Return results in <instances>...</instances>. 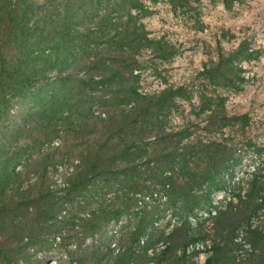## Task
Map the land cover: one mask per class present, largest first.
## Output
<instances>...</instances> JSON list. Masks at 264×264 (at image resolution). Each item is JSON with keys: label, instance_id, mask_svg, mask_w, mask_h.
Wrapping results in <instances>:
<instances>
[{"label": "trees", "instance_id": "16d2710c", "mask_svg": "<svg viewBox=\"0 0 264 264\" xmlns=\"http://www.w3.org/2000/svg\"><path fill=\"white\" fill-rule=\"evenodd\" d=\"M167 1L174 11L177 7L190 5V0ZM224 2L227 4V0ZM143 8L141 0H0V264H27L29 258L27 255L19 256V253H14L8 248V230L10 224H14L11 217L21 218L23 221L33 218L35 222L55 219L58 214L55 209V194L58 191L64 190L65 198L69 199L71 196H77L78 188H85L87 182L93 179H101L114 171L136 168L142 162L148 164L157 157L149 152L154 149V144H166L167 147L162 149L163 152L158 156L172 162L180 159L178 164H183L192 153H201L211 160L217 159L216 155H211V145L216 143L204 142L199 138L191 141L193 133L189 126L168 131L155 139L140 136L127 138L126 133L132 132L131 126L136 127L140 120H154V108L159 109L155 114L157 117L166 103L172 106L175 104L172 101L173 96L183 90L167 87L159 93L142 95L137 91V86H130L120 76L122 70L117 64L118 60L125 61L122 53L127 50L135 53L137 47L144 43L143 40H149L144 31L129 26L130 20L125 25L127 27H120L112 20L111 14L118 13L117 10L120 9ZM100 9L106 10L99 15ZM96 17L99 21L95 20ZM102 44L106 48L109 47L105 48L108 54L110 47L120 51L116 58L108 57L110 63L100 58V51L97 49ZM158 45L159 50L163 49L161 42H158ZM85 56H89L87 62L82 61ZM94 56L96 58L92 59ZM70 57H73L72 60H69ZM160 57L167 58L164 55ZM217 59L211 66L203 65L198 74L214 80V73L222 71V65L227 61L222 52L218 53ZM233 66L227 67L228 72ZM223 76L225 78H222V81L228 83L230 89L239 93L245 91L242 89L243 85L238 84L239 81L244 82L243 77L237 75L236 80L229 79L225 72ZM54 85L58 86L63 95L87 89L91 92L127 94L135 102L129 109H108L104 115L91 112L87 116L90 124H82L84 119L77 121L81 131L87 127L94 128L98 123L103 124L108 139L115 142L98 147L94 153L89 149L81 152L84 159L77 175L82 177H70L67 186L57 190L50 185L47 174L53 155L49 158L45 155L37 160L33 155L40 152L42 145L62 130L57 120L52 119L58 113L53 109L49 112L43 109L47 103H58L60 107L67 102L64 96L58 97V91L55 89L47 95L48 100H44L40 91ZM203 97L200 100L202 108L212 111L211 98L223 99V92L216 88L209 97ZM28 98L33 99L34 105L26 110L27 121L23 123L21 130H9L6 123L13 113L15 102ZM67 104L76 107L86 118L85 105L75 101L65 103ZM219 104H222L221 101ZM209 115L211 117V114ZM230 120H235V117L223 113L219 128L223 130ZM73 121L67 118L68 123L72 124ZM67 129L73 130V126ZM13 137L24 138L22 142H13L17 143L19 149L10 148ZM29 137L30 140L26 141ZM140 151L147 154L149 152L151 156L145 161H142V157L133 160L135 153ZM227 163V159L222 161L218 170L226 167ZM35 164L39 166L38 170L33 169ZM19 166L28 172L34 170L30 180L36 181L29 180L23 184L22 171L17 170ZM180 168L185 171L182 165ZM203 179H206L213 190H227L226 184L217 180L216 173H208ZM193 183L196 185L198 182L195 180ZM262 187L263 181L258 176L254 177L245 198H240L236 211L229 209L220 213L214 219L210 231L200 229L197 233L191 228L186 216L191 214L195 207L208 203L211 190L203 191L198 196L189 183L180 185L179 181L173 180L168 193L169 201L181 202L182 212L186 213H180L181 223L174 225L170 230L159 228L154 225L162 216L158 214V209L140 210L141 214L136 211L137 220L120 230L115 238L116 244L101 234L99 236L102 227L109 221H117L135 204L133 195L127 197L131 191L135 193L148 187H128L126 191L123 190L124 197L119 199L120 204H115L114 199L109 203L100 201L95 205L85 201L83 206H78L82 209L81 212H86V216L80 217L69 210L72 212L71 217L67 220L66 231L61 235L65 241L73 239L77 242L73 247L69 246L70 242L62 243L67 264H196L193 259L200 251L194 250L187 254L186 249L190 243L206 237H211L213 242L211 253L203 264H243L238 255V244L234 241L235 232L256 208V199L262 197L264 202ZM23 208L31 209L19 216L18 211ZM79 233L81 235L78 236ZM95 235L99 237H92L89 242L84 243V238ZM36 237L37 234H34L25 244L31 246L39 243ZM23 238L24 236L21 241ZM246 241L252 249L247 252L249 262L264 264V230L248 227ZM158 243H162L163 247L158 248Z\"/></svg>", "mask_w": 264, "mask_h": 264}, {"label": "rangeland", "instance_id": "374dc122", "mask_svg": "<svg viewBox=\"0 0 264 264\" xmlns=\"http://www.w3.org/2000/svg\"><path fill=\"white\" fill-rule=\"evenodd\" d=\"M144 8L141 10H117L112 12L111 18L120 27L129 23L130 27H137L146 33L149 41H142V46L137 47V52L127 50L122 55L125 61L119 62L117 67L121 71L123 81L130 86L136 87L137 91L144 95L147 93H159L167 87L182 88L183 90L173 96L174 105L165 104L161 112L155 116L159 109L154 108V120H140L135 126H131V133H126L127 138L144 137L155 139L168 131L189 126L192 129L191 141L199 138L204 142H215L211 145V155H216L217 159H209L201 153H192L186 159H176L174 162L164 157L158 156L166 144H154L153 161L142 164L136 168L125 171H114V173L104 175L101 179H93L87 182L85 188H78L77 196L65 198L64 190L55 194L57 216L48 222H35L32 218L26 220L11 217L14 224H10L8 233V248L14 253L27 255V264H67V259L62 246L70 242L73 247L77 242L73 239L63 240L61 235L66 231L68 218L71 213L80 217H85L86 212L78 205L83 206L85 201L95 205L102 201L109 203L114 199L115 204H120L123 198V190L128 187L148 189L129 193L133 195L135 204L131 205L128 212L124 213L117 221H109L102 227L100 234L116 244L115 238L120 230L126 228L130 223L137 220L136 211L158 209V214L162 215L154 225L159 228L170 230L174 225L180 224L182 218V204L176 201L172 203L168 195L173 180L179 181L180 185L189 183L194 193L200 196L203 191L211 190L208 203L201 207H195L191 214H187L186 219L194 232L210 227L214 219L222 212L229 209L236 211L240 198L244 199L254 177L263 181L264 190V0H190V5H186L172 10V5L167 0H141ZM99 15L106 9H100ZM98 20V17L95 20ZM127 27V26H125ZM141 42V41H140ZM158 42H161L163 49L159 50ZM106 47L99 45L100 58L102 61L110 63L108 57L116 58L119 55L117 48L110 47L108 54ZM108 51V52H109ZM223 53L227 61L222 65V71L214 73V80L208 76H201L198 72L203 65L211 66L216 62L218 53ZM164 55L167 58H161ZM70 57L69 60H72ZM94 56L92 59H95ZM89 56L82 57L83 62H87ZM112 59V58H111ZM233 68L228 72L227 67ZM223 72L227 78L236 80V76L243 77L245 91L239 93L230 89L228 83H224ZM54 85L46 90H41L44 100H48L47 95L51 90L58 91V97H63L67 102L75 101L86 106L84 115L70 105L58 103H47L43 109L48 111L53 109L56 114L52 117L57 120L58 126L62 129L53 136V139L42 145L40 152L34 155L35 160L48 156L51 163L48 165L47 174L49 182L55 190L67 186L69 178L78 176V170L83 163V155L80 153L89 149L94 153L95 149L105 144L114 143L109 140L104 130V125L98 123L94 128L87 127L80 130L79 120L90 124L87 117L91 112L94 114L104 112L108 109H129L135 104L133 98L127 94H114L110 92H91L81 89L63 95L62 91ZM223 92V99L212 97L211 110L202 108L200 100L203 96L209 97L215 89ZM42 95V94H41ZM33 99H23L16 101L6 123V127L11 130H21L23 123L27 121L26 110L34 105ZM221 101V105L219 102ZM171 102V101H170ZM169 103V102H168ZM225 113L235 120L228 121L223 130L220 127L221 116ZM211 114V117L210 115ZM50 116L51 114L48 113ZM67 118L74 121L67 122ZM119 118V116H118ZM76 123V124H75ZM81 124V125H82ZM73 126V130L67 128ZM88 129H91L88 131ZM12 131H10L11 133ZM40 135V132H39ZM24 138L13 137L10 148L19 149L17 143ZM30 140V137L26 141ZM146 149V147L144 148ZM210 149V148H209ZM214 150L215 154H214ZM136 152L133 160L142 157V161L148 159L151 154ZM227 159L226 167L221 170L222 161ZM181 165L184 170H182ZM34 170L39 166L35 164ZM216 169L218 171H216ZM22 171V183L26 184L33 177V171L28 172L23 167H17ZM187 171V172H186ZM216 173L217 180L226 184L227 190L223 191V198H212L215 192L209 187L206 179L208 173ZM182 174V175H181ZM158 175V177H156ZM160 179V181H159ZM198 183L194 185L193 181ZM30 181H36L35 179ZM239 196H238V195ZM67 197V196H66ZM64 198V199H63ZM66 199V200H65ZM174 200H176L174 198ZM213 201L215 203L213 204ZM202 202V201H201ZM256 208L253 209L247 221L240 225L236 232L234 241L238 244V255L243 264L249 262L251 246L246 241V227L253 222L256 226L253 229L264 230V202L257 198ZM214 206L217 214L212 217L199 218V211H207ZM27 209L18 211V215L25 214ZM69 210L72 212L70 213ZM141 214V213H140ZM186 214V213H185ZM18 216V217H19ZM37 234L35 238L39 243L27 246L29 239ZM74 235V233L72 232ZM78 236L81 233L77 234ZM24 238L21 241V237ZM98 235L84 238V243L89 242ZM43 240H46L44 243ZM32 243V241L30 240ZM211 237L197 239L190 243L192 245L190 253L194 250L200 251L193 260L196 264H203L206 257L210 255L212 249ZM47 243V246H46ZM63 243V244H62ZM201 245V246H200ZM113 246V244H112ZM158 248H162V243H158ZM187 253V254H190ZM36 262V263H35ZM21 264V262H19ZM256 264V263H253Z\"/></svg>", "mask_w": 264, "mask_h": 264}, {"label": "built area", "instance_id": "2783aa9c", "mask_svg": "<svg viewBox=\"0 0 264 264\" xmlns=\"http://www.w3.org/2000/svg\"><path fill=\"white\" fill-rule=\"evenodd\" d=\"M216 197V200L218 199V198H223V191L222 192H215V194L213 195V197L212 198H215ZM215 203V201H213V204ZM217 214V211H216V208L214 207V206H212L211 208H209L207 211H199L198 213H197V215L196 216H198L199 218H204V217H209V218H212V217H214L215 215ZM252 224L250 225H248L247 227H246V229L248 228V227H250V228H254L256 225L253 223V222H251ZM192 245H190V246H188L187 247V249H186V252L187 253H190V250L192 249V247H191ZM201 246V245H200Z\"/></svg>", "mask_w": 264, "mask_h": 264}]
</instances>
